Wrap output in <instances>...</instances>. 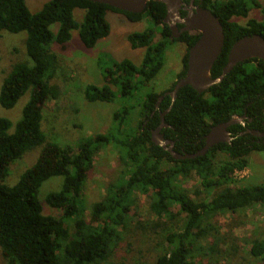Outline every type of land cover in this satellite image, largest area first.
I'll list each match as a JSON object with an SVG mask.
<instances>
[{"label":"trees","instance_id":"obj_1","mask_svg":"<svg viewBox=\"0 0 264 264\" xmlns=\"http://www.w3.org/2000/svg\"><path fill=\"white\" fill-rule=\"evenodd\" d=\"M195 5L210 10L224 29V47L211 71V78L217 79L238 40L253 35L264 38V5L256 0L223 3L197 0ZM254 9L261 11L262 21L249 19L244 25L235 21V18L247 19ZM76 10L84 11L80 24L74 17ZM108 14L121 15L130 23L150 18L160 31L149 29L129 35L127 39L132 49L145 50L142 64L137 66L130 60L113 62L111 67L103 69L105 86L86 88L84 97L89 103L112 104L121 99L125 104L135 100L136 105L115 113L109 134L84 139L73 151L49 142L42 130L46 102L59 97L56 87L48 85L55 77L54 63L57 64L50 47L57 43L65 49L72 32L78 31L83 46L95 48L111 33ZM166 15L165 4L158 2H150L143 13L133 14L88 0H50L33 14L25 0H0V33L25 32L26 51L32 61V65L13 66L0 94L1 106L10 110L32 91L22 118L15 126L0 118V263L3 259L8 264H104L123 240L120 230L129 229L128 215L135 195L140 193L150 197V211L160 219L186 215L182 231L166 233V248L157 257L156 264H195L194 251L200 249L197 245L209 237L206 221L264 204V182L250 187H232L240 181L235 179V173L249 168L250 156L264 153V145L252 142V136L237 137L231 145L185 161L175 160L152 142V131L161 125L160 115L168 110L165 123L169 127L162 132L166 140H178L175 152L180 155L198 153L204 147L203 139L209 128L226 123L233 116L251 118L253 124L248 128L263 130L264 62L260 59L239 64L222 83L202 94L186 86L179 91L173 105L171 97L165 96L157 109L160 97L172 92L176 85L162 93L150 89L165 66L167 50L177 42L169 26L164 24ZM54 24L60 25L56 35L50 30ZM157 35L161 39L155 42ZM199 38L198 33H184L178 40L187 46L179 79L186 75L188 51ZM13 127L15 131L11 133ZM231 130L238 134L245 128L237 125ZM109 145L118 150L125 176L108 187L103 201L94 204L88 222L83 189L94 167L95 156ZM37 148H41L37 162L16 185H5L11 166ZM220 153L227 159H218ZM193 176L200 179L210 200H194L183 188L182 182ZM55 177L63 178L62 190L48 195L45 204L62 212L60 218L45 215L39 200L43 184ZM174 206L180 207L176 216L171 212ZM70 222L73 232L71 224L68 225ZM251 255L264 264V239L252 244Z\"/></svg>","mask_w":264,"mask_h":264},{"label":"rangeland","instance_id":"obj_2","mask_svg":"<svg viewBox=\"0 0 264 264\" xmlns=\"http://www.w3.org/2000/svg\"><path fill=\"white\" fill-rule=\"evenodd\" d=\"M31 13L41 11L50 0H25ZM223 3L228 0H218ZM264 5V0H256ZM75 20L80 24L83 21L84 11L76 10ZM249 19L263 20L259 10H252L247 19L235 18L240 24H246ZM107 20L111 26L109 37L100 40L95 48L87 49L80 41L78 31L72 32V39L65 49L53 43L50 52L56 57L54 63L55 77L48 83L56 87L59 93L57 100H49L43 108L42 130L49 142L61 147H70L76 151L77 145L84 139L97 134L107 135L114 126V115L123 107L136 105L133 100L125 104L121 99L112 104L89 103L85 100L84 91L88 86L103 87L106 85L104 70L112 66L113 62L130 60L140 66L145 56L144 49H132L128 36L154 29H160L155 23L146 18L140 23H130L123 16L108 14ZM59 24L50 27L53 34H57ZM157 35L155 42L160 40ZM27 34L0 33V94L2 87L16 64L32 65L26 51ZM186 50L180 44L173 43L166 53V63L151 83L150 89L156 93L169 90L177 81V75L183 70V58ZM113 90H117L112 87ZM32 91L27 92L13 109L7 110L0 104V118L9 120L15 126L22 118L23 110L29 102ZM137 111V110H136ZM136 111L133 112L136 114ZM135 124V123H134ZM13 127L11 133H14ZM41 148L28 152L21 160L15 162L9 175L4 181L7 186L16 185L22 175L38 160ZM218 159L226 160V156ZM250 166L244 170L240 178L235 174V179L240 180L233 184V188L250 187L264 182V153H253ZM125 167L119 160L118 150L113 145L103 148L94 159V167L89 172L85 183L82 198L86 208V219L90 222L91 210L94 204L101 202L107 195L111 184L124 178ZM197 176L182 182L194 200L210 197L201 187ZM63 178L55 177L43 184L39 192V200L43 204V213L55 218H60L63 213L50 208L45 204L46 197L51 193L62 190ZM200 192L199 195H196ZM173 216L180 213V207L171 208ZM185 214L177 218L162 219L150 211V197L137 193L135 203L128 215L129 229H121L123 240L116 247L114 254L104 264H156L157 257L165 251V235L167 232L182 231ZM68 223V225H70ZM209 230V237L202 240L194 251L195 264H263L251 255L252 244L256 240L264 239V204L240 210L236 213L220 215L204 223ZM73 232L74 226L70 225ZM0 264H8L1 260Z\"/></svg>","mask_w":264,"mask_h":264},{"label":"water","instance_id":"obj_3","mask_svg":"<svg viewBox=\"0 0 264 264\" xmlns=\"http://www.w3.org/2000/svg\"><path fill=\"white\" fill-rule=\"evenodd\" d=\"M95 3L104 4L117 10L141 14L143 13L150 2L163 3L167 9V15L164 24H167L171 30L174 39L179 38L181 33H198L200 35L197 43L190 48L188 58V68L184 78L180 79L172 92L164 94L160 97L157 109L165 96H170L172 105L176 101L179 91L190 86L199 94L204 93L211 87L222 83L225 77L230 74L236 66L252 59H260L264 62V38L261 35L247 36L238 40L231 48L228 55L227 65L224 67L222 75L217 79L211 78V71L220 57L224 42L225 34L223 26L217 16L210 10L195 5L196 0H192L191 5L185 7L187 16L182 18L181 10L184 0H88ZM183 25V29L178 30L177 24ZM170 110L161 113V125L156 131L152 132V142L168 152L175 160L185 161L193 160L198 157L205 156L213 145L219 143L221 138H227L229 141L230 133L228 128L235 124L244 125V119L237 117L231 119L227 123L216 126L211 131V134L206 138V146L196 154L180 155L174 151V143L171 140H166L160 132L169 126L165 123V116ZM249 134L256 137H264V134L257 131H250Z\"/></svg>","mask_w":264,"mask_h":264},{"label":"flooded vegetation","instance_id":"obj_4","mask_svg":"<svg viewBox=\"0 0 264 264\" xmlns=\"http://www.w3.org/2000/svg\"><path fill=\"white\" fill-rule=\"evenodd\" d=\"M197 1V0H196ZM196 1H195V3H196ZM184 2V6H183V8H182V10H181V16H182V18H185L186 16H187V12L185 11V7H188V6H190L191 5V2H192V0H184L183 1ZM185 13V16H183L182 15V13ZM177 26H178V30L180 31V33H181V30L183 29V25H181V24H177ZM183 34L184 33H181L180 35H179V38H177L176 39V44L178 43V44H180L181 46H183L184 48H185V50H186V53H187V46L186 45H184V43H182L181 41H178V40H180L181 39V37L183 36ZM174 39V38H173ZM185 53V54H186ZM188 53H189V51H188ZM183 71V70H182ZM181 71V72H182ZM181 72L177 75V81L175 82V83H177L180 79H182V78H180L179 79V75L181 74ZM177 99V98H176ZM175 103V102H174ZM263 112H264V110H263ZM233 118H237V116H233L231 119H233ZM242 118H245L244 119V125H242V124H235V125H233V126H231L230 128H228L227 129V131L230 133V138L232 139L231 141H229L227 138H221L220 140H222V141H220L219 143H217V144H215V145H213L212 146V148L210 149V150H212V149H214V148H218L219 150L221 149V147H223V146H225V145H231L232 144V142L234 141V140H236L237 139V137H242V136H245V135H249V136H252L253 138H254V140H252V142H254V143H256V144H258V145H264V137H256V136H253V135H251V134H249V132L250 131H257V132H260V133H262V134H264V120H263V122H262V129L263 130H259V129H250V128H248V126L249 125H252L253 124V120L251 119V118H247L246 116H244V117H242ZM230 121V120H229ZM228 121V122H229ZM227 123V122H226ZM223 124V123H222ZM219 125H221V124H218V125H216V126H219ZM237 125H241V126H243L244 128H245V130H244V132H240V133H238L237 134V132H233L231 129L234 127V126H237ZM216 126H212V127H210L209 128V132L204 136V139H203V141H204V147L206 146V138H207V136L208 135H210L211 134V131L213 130V128H215ZM157 130V129H156ZM156 130H154V131H156ZM154 131H152V132H154ZM160 134H163V132L161 131L160 132ZM164 135V134H163ZM165 137V136H164ZM166 139V138H165ZM177 139H175V141H173V143H174V147H173V149H174V151H175V148L177 147V145H176V143H177ZM203 147V148H204ZM202 148V149H203ZM201 149V150H202ZM200 150V151H201ZM209 150V151H210ZM183 151V153H185V151L184 150H182ZM208 151V152H209ZM221 155L220 156H225V154H223V153H220Z\"/></svg>","mask_w":264,"mask_h":264},{"label":"built area","instance_id":"obj_5","mask_svg":"<svg viewBox=\"0 0 264 264\" xmlns=\"http://www.w3.org/2000/svg\"><path fill=\"white\" fill-rule=\"evenodd\" d=\"M235 174H237V176H239L240 178H242L244 176L243 171H241V172L240 171H237Z\"/></svg>","mask_w":264,"mask_h":264},{"label":"crops","instance_id":"obj_6","mask_svg":"<svg viewBox=\"0 0 264 264\" xmlns=\"http://www.w3.org/2000/svg\"><path fill=\"white\" fill-rule=\"evenodd\" d=\"M114 15V14H113Z\"/></svg>","mask_w":264,"mask_h":264}]
</instances>
